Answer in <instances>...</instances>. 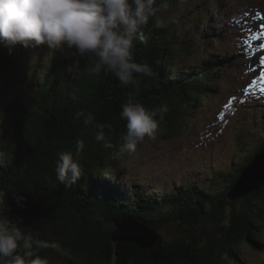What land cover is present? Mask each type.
Segmentation results:
<instances>
[{"label":"trees","instance_id":"16d2710c","mask_svg":"<svg viewBox=\"0 0 264 264\" xmlns=\"http://www.w3.org/2000/svg\"><path fill=\"white\" fill-rule=\"evenodd\" d=\"M185 1L164 0L167 8L141 26L144 39L134 41L135 61L150 64L153 76L141 75L136 84L122 87L111 74L91 75L94 57L76 56L75 63L82 64L75 69L74 59L64 56L56 63H48L40 90L26 93V104L14 97L9 112L12 128L0 134V191L6 193L3 214L18 221L23 232L31 231L37 239L59 243L63 252L84 255L83 264H222L224 253L232 260L240 248L257 251L262 246L264 250V244L255 241L264 234V209L257 204L264 202V186L241 199H228L241 171L255 155L264 153V136L253 154L241 157L243 161L235 172L212 175L206 188L200 183L182 184L163 198L155 191H145L144 184L130 190L114 180L113 170L128 154H119V146L127 134V122L120 118L121 105L129 96L147 109L167 104L169 111L160 124L167 134L158 135L171 136L202 110L201 105L210 102L217 82V65L228 61L231 54L228 52L221 64L210 53L197 54L185 47L176 35L177 24L158 25L172 5ZM198 11L194 21L202 24L210 15L205 10ZM2 45L0 42V80L8 75L19 56L8 51L10 45ZM21 90L25 92V87ZM81 109L92 112L96 122L111 125L113 149H105L103 142L95 141L94 127H85L73 119ZM247 113L248 110L244 114ZM78 139L85 143L80 156L83 174L75 185L66 188L56 180L57 154L75 152ZM215 183L220 186L214 187ZM13 194L24 196L23 207L17 206ZM112 217L138 221L155 232L156 243L141 249L113 242L111 233L103 227L104 221ZM207 223L211 229H207ZM169 224L177 225L181 235L166 239L160 234ZM260 232L263 234L259 236ZM37 251L49 262L61 252L52 248ZM261 255L254 264H264V253Z\"/></svg>","mask_w":264,"mask_h":264},{"label":"rangeland","instance_id":"374dc122","mask_svg":"<svg viewBox=\"0 0 264 264\" xmlns=\"http://www.w3.org/2000/svg\"><path fill=\"white\" fill-rule=\"evenodd\" d=\"M201 9L207 11L210 17L197 24L194 19ZM167 23L177 24L176 35L180 37V42L197 54L210 53L221 64L224 56H228V52L231 54L216 76L213 97L209 103L200 106L202 110L194 118L182 124L171 136L159 137V133L167 134L160 127L155 138L145 137L138 143L136 151L128 153L112 172L116 175L114 180L130 190L144 184L145 191H155L163 198L182 184L200 183L202 188H206L212 175L235 172L241 166V157L253 154L263 138L264 0H186L172 5L158 25L164 27ZM0 42L2 46L9 45L2 39ZM65 48L52 53L43 46L39 49H26L20 44L9 46L8 51L19 56L8 70V75L0 80V112L5 114L0 134L8 133L12 128L11 103L17 98L18 102L26 104V93L40 90L41 77L48 63L51 65L56 63V59L67 56L74 59L72 64L75 69L82 64L75 63L73 49ZM190 62L194 64L195 60ZM184 63L188 67L191 65ZM258 78L260 83H254ZM20 87H25V92ZM246 110L248 114L243 117L247 118L242 119V111ZM219 186L214 184L216 188ZM104 193L102 195L105 196ZM260 201L257 204L264 209V202ZM114 219L120 218L112 217L110 221H104L106 232L115 231ZM206 227L211 229L212 225L207 223ZM160 234L172 239L181 235V231L177 225L169 224L160 230ZM262 234L260 232L259 236ZM255 241L264 244V234ZM263 251L262 246H258L257 251L250 247L240 248L232 260L227 259L224 253L221 263L254 264L260 260ZM68 260L83 264L86 259L84 255L61 251L49 264H70Z\"/></svg>","mask_w":264,"mask_h":264},{"label":"clouds","instance_id":"9594fccd","mask_svg":"<svg viewBox=\"0 0 264 264\" xmlns=\"http://www.w3.org/2000/svg\"><path fill=\"white\" fill-rule=\"evenodd\" d=\"M162 8H167L164 0L159 4L157 0H0V39L26 49L43 46L54 53L67 47L81 58L90 55L95 58L91 75L111 74L122 87H127L136 84L141 75H154L150 64L135 61L133 48L135 40L144 39L141 26ZM121 109L120 118L127 122V134L119 146L121 155L135 152L145 137L155 138L169 111L167 104L147 109L131 96ZM4 116L0 112V126ZM73 119L85 127H94L95 141L103 142V148L115 147L110 124L96 122L95 115L84 109L74 113ZM84 147V140L78 139L75 152L57 154L56 180L66 188L82 177L80 156ZM13 196L17 206L23 207L24 196ZM5 199L6 193L0 191V264H49L48 258L37 250L52 248L60 252L62 246L37 239L31 231L23 232L18 221L3 214Z\"/></svg>","mask_w":264,"mask_h":264},{"label":"water","instance_id":"95a60500","mask_svg":"<svg viewBox=\"0 0 264 264\" xmlns=\"http://www.w3.org/2000/svg\"><path fill=\"white\" fill-rule=\"evenodd\" d=\"M264 184V154L255 155L249 166L243 169L231 191L229 201L245 197L261 190ZM116 229L111 233L113 242L130 243L141 249L150 248L156 243V234L143 224L129 217L114 219ZM145 242L148 244L145 245Z\"/></svg>","mask_w":264,"mask_h":264},{"label":"bare ground","instance_id":"6f19581e","mask_svg":"<svg viewBox=\"0 0 264 264\" xmlns=\"http://www.w3.org/2000/svg\"><path fill=\"white\" fill-rule=\"evenodd\" d=\"M255 49H256V48H255ZM255 52H256V51H255ZM257 53H258V52H257ZM226 62H227V61H226ZM226 62H224V64H225ZM224 64H223V66H224ZM223 66H219V67H218V69H219L218 72L220 71V68H223ZM250 79H252V78H250ZM259 79H260V78H258V80H255L254 83H260V82H259ZM244 113H245V112H244ZM244 113H243V111H242V119H244V117H243ZM247 114H248V113H247ZM261 154H263V153H261Z\"/></svg>","mask_w":264,"mask_h":264},{"label":"snow or ice","instance_id":"6c2138e0","mask_svg":"<svg viewBox=\"0 0 264 264\" xmlns=\"http://www.w3.org/2000/svg\"><path fill=\"white\" fill-rule=\"evenodd\" d=\"M259 15V14H258Z\"/></svg>","mask_w":264,"mask_h":264}]
</instances>
